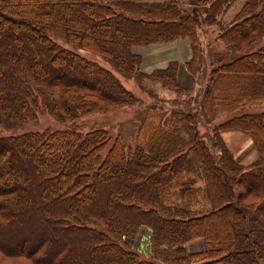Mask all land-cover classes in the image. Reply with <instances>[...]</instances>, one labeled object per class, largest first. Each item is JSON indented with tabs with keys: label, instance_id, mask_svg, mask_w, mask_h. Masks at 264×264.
Listing matches in <instances>:
<instances>
[{
	"label": "trees",
	"instance_id": "16d2710c",
	"mask_svg": "<svg viewBox=\"0 0 264 264\" xmlns=\"http://www.w3.org/2000/svg\"><path fill=\"white\" fill-rule=\"evenodd\" d=\"M231 1H211L206 21ZM196 22L178 0H0L1 254L35 264H264V111L216 123V153L190 111L158 113L157 122L143 117L140 140L127 149L105 128L2 132L35 121L41 110L74 122L136 102L110 69L78 48L136 77L147 72L134 45L187 37L184 65L196 74ZM263 36L264 0H247L220 28L216 38L236 54L216 58L209 70L198 109L207 120L261 104L264 43L253 44ZM176 65L148 74L176 90ZM228 130L249 135L255 160L234 157L222 137ZM231 178L243 191H234ZM246 195L259 201L247 208L239 203ZM223 211L233 213L229 230L215 236L211 221ZM140 224L152 228L149 257L127 242ZM195 238L202 248L187 250Z\"/></svg>",
	"mask_w": 264,
	"mask_h": 264
},
{
	"label": "rangeland",
	"instance_id": "374dc122",
	"mask_svg": "<svg viewBox=\"0 0 264 264\" xmlns=\"http://www.w3.org/2000/svg\"><path fill=\"white\" fill-rule=\"evenodd\" d=\"M194 1L197 0H178V3L179 7L185 12L192 11L196 15V32L200 42L199 67L196 74H190L184 65V62L191 56L190 45L189 51L187 49L188 47L186 48L184 45L189 43L187 37H179L165 41H154L144 44L138 43L134 45L133 49H136V52H140L143 55V57L141 56L140 58L139 69L142 72H147L146 74L137 75L136 77L125 76L116 71L107 60L100 57L98 54L86 49L78 48L77 51L81 55L95 60L102 66L110 69L119 78L121 83L137 98L136 102L114 111L92 113L78 118L74 122L61 121L52 116L46 110H41L37 114L35 121L2 132H13L14 134H17L31 130L42 131L66 128H74L81 132H85L92 128H105L112 139L119 136L120 140L123 142L124 148L127 149L129 146L133 147L135 145V140H140L141 134L138 135V129L143 117L151 118L154 116V122H157L158 117H156V115L158 113H163L164 116L170 117V115H173L175 112L185 113L190 111L193 113L198 112L195 119L197 130L211 148L212 152L216 153L211 145L212 127L233 113H239L242 111H264V99L261 100V104L247 105L243 108L234 110L233 112L221 114L211 120H207L204 114L199 113L198 109L199 105H201L202 91L207 84L209 70L215 64V59L221 58L226 60L236 54L217 39L216 35L221 27L224 28L227 25H230L235 19L238 10L247 0H232L230 3H223L220 5L218 12L215 15V20L211 22L206 21V15L203 10L204 8H208L209 3L213 0H208V2L205 3H197ZM263 43L264 36L253 44V48ZM165 59H173L170 61H176L177 80L179 82V88L176 90L163 86L157 77L148 74V72L152 71L150 70V67L153 64H162L160 61H164ZM222 137L226 140L228 148L238 161L248 164L255 160L257 152L247 133L241 130H228L222 132ZM231 183L234 184V191H243L240 182L238 184V182L233 179ZM258 201L259 197L251 195H246L242 200L239 199V203L245 207L248 206L247 208H251L253 206L252 204L255 205ZM232 215V212L226 213L223 211L221 218L217 219L215 222L211 221L212 225L215 227L213 235L216 236L215 233L220 229L226 228L229 230V217ZM211 223L209 221L207 225ZM147 228L150 230V237ZM151 236L152 228L146 224H140L136 228L133 237L128 238L127 242L132 249L144 257H149L152 250ZM190 242L191 241L184 243L187 250H192L193 247L199 250L203 246L201 239H198L197 243H194L193 245ZM0 264L35 263L23 257L13 258L0 253ZM161 264L173 263L165 261Z\"/></svg>",
	"mask_w": 264,
	"mask_h": 264
},
{
	"label": "crops",
	"instance_id": "0c3cea01",
	"mask_svg": "<svg viewBox=\"0 0 264 264\" xmlns=\"http://www.w3.org/2000/svg\"><path fill=\"white\" fill-rule=\"evenodd\" d=\"M185 45V47L188 49V51H189V43H187V44H184ZM136 50V49H135ZM140 53V52H139ZM141 54V53H140ZM177 54V53H176ZM141 56L143 57V55L141 54ZM179 58V57H178ZM178 58H177V60H178ZM170 60H173V59H165L164 61H160L162 64H160V63H158V64H156V65H152L151 67H150V70H154V69H157V68H161V67H164V66H166V64L170 61ZM156 62H158V61H156ZM224 139V138H223ZM225 140V139H224ZM225 142H226V140H225ZM148 229V228H147ZM149 230V229H148ZM149 237H150V230H149ZM197 241H198V238H196V239H193V240H191V244L193 245L194 243L196 244L197 243ZM189 243V244H190ZM192 250H198L197 248L195 249L194 247L192 248Z\"/></svg>",
	"mask_w": 264,
	"mask_h": 264
}]
</instances>
